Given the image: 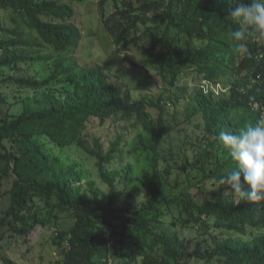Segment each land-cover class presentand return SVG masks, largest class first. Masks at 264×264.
I'll return each mask as SVG.
<instances>
[{"label":"trees","instance_id":"16d2710c","mask_svg":"<svg viewBox=\"0 0 264 264\" xmlns=\"http://www.w3.org/2000/svg\"><path fill=\"white\" fill-rule=\"evenodd\" d=\"M87 1L0 0V187L11 178L0 190L9 202L0 211L3 264L15 263L2 251L8 231L23 238L48 224L56 228L55 264H264V200L235 204L226 195L230 189L219 178L236 163L218 140L221 130L238 131L264 116L254 108L264 104V37L253 33L245 42L248 52L236 51L230 34L239 25L228 16L235 0H98L101 9L111 3L108 16L101 12L115 51L139 50L142 63L129 53L123 58L138 83L154 73L163 91H171L156 101L136 98L117 71L98 63L76 70L68 63L80 39L74 4ZM183 76H194L192 93L180 84ZM201 81L221 82V96L204 93ZM9 90L31 92L19 96L18 111L11 109ZM181 109L203 119V139L192 158L182 155L173 137ZM127 123L139 129L136 146L144 158L114 166L132 152L120 135L103 151L93 132ZM70 149L96 159L108 191L79 161H64ZM178 162L184 186L166 191ZM135 187L144 197L135 199ZM63 212L72 218L67 228L59 225ZM178 227L197 231L194 250Z\"/></svg>","mask_w":264,"mask_h":264},{"label":"rangeland","instance_id":"374dc122","mask_svg":"<svg viewBox=\"0 0 264 264\" xmlns=\"http://www.w3.org/2000/svg\"><path fill=\"white\" fill-rule=\"evenodd\" d=\"M66 1V0H63ZM75 15L73 16V20L75 25L78 27L80 32V39L78 44L73 47V51L71 50V54H69V58L63 56V59H67L68 63H70L72 69H78L79 67H92L97 63L103 67H106L107 70H110L112 73L117 71V77L119 81L127 86L134 97L139 98L142 96L148 97L151 100H157L159 96L165 98L167 94H171L169 90L165 93L163 90L165 85L160 81V78L154 73H150L152 76H147L145 78L144 84H139L138 81L134 77V72L132 67H130L127 62L123 60L126 53L131 54L139 63H142L143 60L140 58L138 54V49L132 47L128 52H117L115 51V45L111 42L110 36L107 34L103 27L102 22V12L104 16H108L112 12L111 3L108 2L105 4L104 9L99 7L98 0H89L82 5L74 4ZM0 19H3L2 13L0 11ZM141 29L135 31V34H141ZM134 33H128V37H132ZM56 56V55H55ZM51 61V60H49ZM49 61H46L50 64ZM38 69V68H37ZM39 70V69H38ZM47 72V71H46ZM46 72H44V76H46ZM194 76L190 78V76L182 77L180 84L182 86H186V92L192 93L195 88V81L193 80ZM55 82V80H54ZM206 81H201L199 85H201V89L203 92L210 91L215 93L216 97L221 96L222 91L224 89L221 88V82L216 85L213 83L204 85L203 83ZM184 89L182 88V91ZM9 93L8 97L14 103L11 108L12 111H18L21 108V105L18 101L19 96L30 95L31 92L27 90L18 91L15 90L11 92V90L7 91ZM168 104H170L168 102ZM185 106V105H183ZM179 108H182L180 106ZM184 109V108H183ZM181 109V112H177V114L181 115L180 122L177 123V131L178 133H174L175 143L181 147L182 155H187L189 158L194 157L195 153L198 152V148L196 147V142L201 143L203 139V119L201 117L200 112L186 111ZM152 115L155 114L154 109L151 108ZM185 115L189 116V119H186ZM170 116H172L170 114ZM139 129H134L131 127V124H117L112 128L106 127L102 129H96L93 132V136L95 138H99L102 143V150L105 151L109 148V143L111 139L115 136L120 135L122 138V142L124 144V148L128 151H131L132 154L126 157V153L123 154V157L117 159L116 161H112L114 166H119L120 164H125L131 158H137L136 160L140 163L144 158V154L142 148L136 146V136ZM144 139L146 142H150L151 138L144 134ZM46 140L45 137L42 138ZM91 146V145H90ZM198 146V145H197ZM139 149H132V148ZM69 154V155H68ZM64 152L66 159L77 160L82 164V167L87 169L89 172L90 178H93L97 181V186L103 189L104 191H108L109 187L101 182L98 178V169L96 166V159L94 157L88 156V154L83 153L80 156L74 149H70L69 152ZM133 158V159H134ZM139 159V160H138ZM181 163L178 162L174 170H172L171 174L167 177L166 182L169 186H167L166 191L176 190L175 188L183 187L184 180L186 178V173L183 171V168L180 166ZM162 168V164L160 165ZM177 168V169H176ZM11 178H4L2 180V186L0 190H6L10 186ZM140 187H135L130 189L131 193H136L135 199H140L141 196L144 195L141 193ZM192 192L200 191L195 186L190 187ZM143 192V190H142ZM120 197V196H119ZM131 199V198H130ZM122 197L118 199L121 201ZM8 195H0V211L4 210L8 206ZM39 205L42 207V212H47L48 209L43 205V201L38 200ZM68 212H63L59 219V225L61 228H67L69 223L72 221V218L67 215ZM179 228V236L183 240L186 246L190 250H194L196 247V241L200 240V237L197 235V231L191 228ZM1 230H5V228H1ZM9 231L6 233V237L4 240V248L3 253L7 256H10L15 259L14 264H55V260L59 257L58 249L53 248V240L56 235V228L52 224H48L46 226L36 225L33 229H31L27 234L23 236V238L13 239L9 236ZM193 238V241L188 243L187 239ZM24 240V244L22 248L18 246V243ZM20 245V244H19ZM20 251H22V255L19 256ZM0 264L3 262L0 259Z\"/></svg>","mask_w":264,"mask_h":264},{"label":"clouds","instance_id":"9594fccd","mask_svg":"<svg viewBox=\"0 0 264 264\" xmlns=\"http://www.w3.org/2000/svg\"><path fill=\"white\" fill-rule=\"evenodd\" d=\"M228 16L239 25L230 35L237 52H248L246 41L253 33L264 37V0H235ZM208 85V82H204ZM201 88V85H199ZM260 107L264 111V104ZM218 140L227 150L236 167L219 178L227 185L235 204L241 201L264 200V116L238 131L221 130Z\"/></svg>","mask_w":264,"mask_h":264}]
</instances>
